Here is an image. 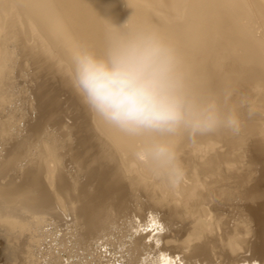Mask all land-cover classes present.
Segmentation results:
<instances>
[{
  "label": "bare ground",
  "instance_id": "6f19581e",
  "mask_svg": "<svg viewBox=\"0 0 264 264\" xmlns=\"http://www.w3.org/2000/svg\"><path fill=\"white\" fill-rule=\"evenodd\" d=\"M117 1L124 2L125 8L119 9L116 5ZM19 2L31 11L32 38L45 54L51 53L49 45L53 41L61 43L67 49L68 62L65 60L67 62L65 64L58 63L60 71L67 75L73 70L71 58L73 50L83 47L96 55H103L111 36L110 24H121L131 16L129 29H153L176 49L185 90L200 105L213 100L217 90V82L211 79L213 74L208 67L207 57L214 45L213 41L219 36L223 38L224 28L227 29L231 27L230 25H234L239 33L241 29H245L242 24L241 29L236 26V18L244 17L248 12H245L244 5L239 0H20ZM251 4L254 11L264 18V0H253ZM233 30L231 28V31ZM227 35L226 32V37ZM229 41L233 45H239L241 49L245 48L241 51V57L256 56L255 62L263 65L264 73V48L260 43L258 46L252 42L244 44L242 41L237 42L238 40L234 41L236 43ZM205 53L207 56L204 55ZM9 126V120L0 122V137L6 141L9 139L14 141L15 138L20 141L24 138L21 134L22 130H27L26 125L23 128L17 126L16 131H10ZM97 126L110 136L118 151L125 156L127 168L137 172L146 182L155 179H151L152 173L140 162L138 154L157 143L173 146V143L177 142L186 131L181 129L175 134L143 132L132 135L112 127L100 117L97 118ZM18 131L20 135L16 134ZM262 142L263 144L255 147L264 154V140ZM214 147L213 142H207L202 145L194 144L188 148L187 152L190 156L202 161L200 170L195 174H189L184 180L188 183L180 186L184 191L185 200H194V196L201 194V186L207 188L208 184L219 183V180L223 179V174H220V178L208 180L202 177L207 172L215 170L221 159ZM41 151L38 150L33 157L21 156L18 151L13 150L0 157V178L8 170L16 171L19 176L18 182L7 180L5 183H0V211L2 209L6 211L0 212V264H217L215 259L218 256H213V259L208 255L205 257L208 252L205 251L204 234H201L203 231L200 232V228L194 225L198 220L193 221L192 228L185 230L181 237L175 238L170 235L175 233L167 229L168 219L172 214L171 211L174 210L170 209L172 205L170 206L167 200V204L158 202L160 205L158 207H161L159 210L163 212L161 216L151 210L134 214L137 218L126 214L127 212L120 215L109 206V203L97 206L98 209H92L88 202L95 194L89 193L83 202L76 203L68 188L61 189L64 186L61 184L63 176L57 168L56 157ZM245 175H239L236 180H242ZM260 180L262 183V179ZM244 182L247 183L246 180ZM113 183L115 184V181ZM161 183L172 191L178 188V186H169L164 180ZM64 184L66 185V182ZM111 184L112 182L102 186L100 195H108L107 191L112 187ZM256 187V184L251 182L241 188L243 193L240 195L245 198L246 211L248 210L253 222L256 223L254 234L259 236V241L249 246L245 238L248 229L242 233L230 230L229 234L227 233L230 241L229 252L226 256L222 255L227 262L222 263L221 256L218 261L220 264H264V196H261L262 192L259 193ZM59 189L64 201L69 202L68 204L64 202L66 205L62 206L64 214L70 216L69 221L61 219V215L60 218H56L59 214L56 215L52 208L58 199L61 200L56 197ZM223 194L227 197L229 195L226 191H223ZM51 217L55 220L47 223ZM157 224H162L164 229L170 232V236L162 234ZM45 238H48V241H45ZM248 250L251 251L248 257L237 256L240 252Z\"/></svg>",
  "mask_w": 264,
  "mask_h": 264
},
{
  "label": "rangeland",
  "instance_id": "374dc122",
  "mask_svg": "<svg viewBox=\"0 0 264 264\" xmlns=\"http://www.w3.org/2000/svg\"><path fill=\"white\" fill-rule=\"evenodd\" d=\"M19 1L0 0V122L9 120L10 131H16L17 126L23 128L24 125L27 126V130H22L21 135H24V138L20 141L17 138L14 141L12 139L6 141L0 137V157L13 150L18 151L21 156L34 157L38 150H42V153L52 154L56 157L57 168L63 176L61 184L64 186L61 185V189L68 188L76 203L83 202L89 193L90 195L95 194L88 202L92 209H98L99 206L109 203V206L118 211L120 215L126 212L128 215H134L140 211L152 210L161 216L163 212L161 209L159 210L161 207L158 205L160 202L167 204V200L169 205H172L170 209L174 210L171 211L172 214L168 219L169 227L167 226V229L169 228L170 232L172 230L175 233L172 234L165 229L162 234L179 238L185 230L192 228L193 221L198 220V223L194 225H197L198 229L200 228L199 231H203L200 232L202 235L204 234L205 251L208 252L205 253V257L209 256L213 259V256H218L215 259L217 264H220L218 261L221 258L223 259L222 263L227 262L223 256L229 252L228 232L230 230L242 233L248 229L245 234L248 245L250 246L254 242L258 243L259 236L254 234L256 223L253 222L248 210L246 211L245 198L240 194L243 193L244 186L253 182L258 187H256L258 192H262L261 196H264V154L255 147L258 144H263L264 140L263 65L255 62L256 56L241 57V51L245 48L241 49L239 45H233L229 41L238 40L237 42L242 41L244 44L252 42L258 46L261 44L264 48V21L263 17L261 18V15L254 11L251 4L253 0H239L244 5L245 12H248L245 13V18L238 17L235 22L240 29L245 27L246 30L241 29L240 34L233 27L234 25L227 27L228 31L225 27V36L223 38L219 36L213 41L214 45L210 54L208 53L209 56L204 54L208 57L209 64L208 62L207 64L213 74L211 79L217 82L213 100L218 106V111L221 117L234 111L242 122L241 131L238 135H231L223 130H218L189 139L186 129L184 135L177 142L175 141L176 143L174 142L175 145L173 143L179 162L185 171L182 183L173 191L171 188L163 186L161 183L163 180L156 178L153 174H151L153 175L151 179H155V181L147 180L148 182H146L138 176L137 172L127 168L125 156L118 151L110 136L97 126L98 117L94 118L81 104L69 86L65 74L60 71L58 63L68 62L67 49L61 43L53 41L49 45L51 53L45 54L32 38L31 11L25 5H21L23 3ZM117 2L116 5L119 9L125 8L124 2ZM238 20H240L239 25ZM241 24L243 27L240 26ZM231 28L236 32L233 33ZM232 33L233 35H231ZM160 36L162 37L161 34ZM245 38L246 40H244ZM202 52L204 53V51ZM249 60L251 61L249 62ZM249 112L252 113L251 116H249ZM16 134L20 135L19 131ZM207 142L214 143V149L221 159L217 168L213 170L214 173L213 171L207 172L202 177L204 179L206 177L207 180L215 177L220 178V174H223L224 177L219 180V183L208 184L207 188L201 186V194L194 196V200H185L184 191L180 186L183 184L185 186L188 183L184 180L189 174H195L200 170L202 161V159L190 156L187 152L188 148L194 144L202 145ZM113 158L114 160H112ZM84 160L86 161L84 162ZM16 166L18 167L19 164ZM243 173L246 174V178L244 177V180L240 181L236 180V177L244 175ZM259 178L262 179V183ZM7 180L18 182V173L8 170L0 178V183H5ZM245 180L247 183L244 182ZM111 182L110 189L113 190L109 189L106 196L100 195V188ZM59 191L60 189L57 190L56 197L61 200L58 199L52 208L56 215L59 214L56 218H60L61 215V219L68 220L70 216L64 214L62 206L69 202L64 201L63 195ZM223 191H226L230 197L224 195ZM99 198H101L100 201ZM3 211L4 209L0 212ZM134 217L137 218V215ZM123 218L122 216L121 219ZM53 219V217L49 218L47 223H52L55 220ZM46 240L48 241V238H45ZM250 252L249 250L240 252L237 256L248 257Z\"/></svg>",
  "mask_w": 264,
  "mask_h": 264
},
{
  "label": "clouds",
  "instance_id": "9594fccd",
  "mask_svg": "<svg viewBox=\"0 0 264 264\" xmlns=\"http://www.w3.org/2000/svg\"><path fill=\"white\" fill-rule=\"evenodd\" d=\"M130 19L110 24L103 55L83 47L71 53L73 70L65 77L92 116L132 135L175 134L181 129L188 130L189 139L218 130L238 135L239 116L230 111L221 117L214 100L200 105L191 97L176 49L153 29H129ZM138 158L171 187L179 186L185 177L174 146L157 143L142 150Z\"/></svg>",
  "mask_w": 264,
  "mask_h": 264
},
{
  "label": "snow or ice",
  "instance_id": "6c2138e0",
  "mask_svg": "<svg viewBox=\"0 0 264 264\" xmlns=\"http://www.w3.org/2000/svg\"><path fill=\"white\" fill-rule=\"evenodd\" d=\"M156 226H157V228H159L160 231H164L165 230L164 227L162 226V224H157Z\"/></svg>",
  "mask_w": 264,
  "mask_h": 264
}]
</instances>
